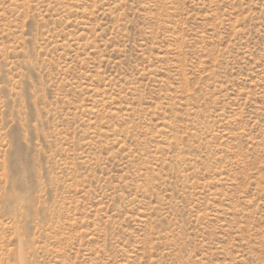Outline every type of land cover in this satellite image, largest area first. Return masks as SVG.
I'll return each mask as SVG.
<instances>
[{"label":"rangeland","instance_id":"obj_1","mask_svg":"<svg viewBox=\"0 0 264 264\" xmlns=\"http://www.w3.org/2000/svg\"><path fill=\"white\" fill-rule=\"evenodd\" d=\"M0 264H264V0H0Z\"/></svg>","mask_w":264,"mask_h":264}]
</instances>
